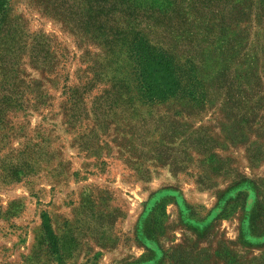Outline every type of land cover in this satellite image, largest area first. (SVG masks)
Returning <instances> with one entry per match:
<instances>
[{"label": "rangeland", "instance_id": "obj_1", "mask_svg": "<svg viewBox=\"0 0 264 264\" xmlns=\"http://www.w3.org/2000/svg\"><path fill=\"white\" fill-rule=\"evenodd\" d=\"M99 2L0 23V264H264V0ZM138 34L176 95L143 98Z\"/></svg>", "mask_w": 264, "mask_h": 264}, {"label": "trees", "instance_id": "obj_2", "mask_svg": "<svg viewBox=\"0 0 264 264\" xmlns=\"http://www.w3.org/2000/svg\"><path fill=\"white\" fill-rule=\"evenodd\" d=\"M97 1H100L98 4L100 9L101 4L109 2V0ZM9 2L10 0H0V23L4 20ZM105 29L100 27L99 31ZM131 53L136 61L143 98L148 101L166 100L177 94L181 88L180 76L173 59L166 51L154 49L146 36L138 34L131 43ZM42 226L50 250L59 256V240L46 214L43 216Z\"/></svg>", "mask_w": 264, "mask_h": 264}]
</instances>
